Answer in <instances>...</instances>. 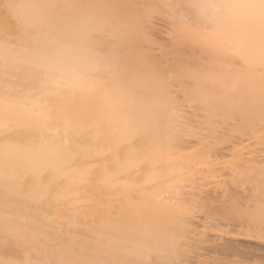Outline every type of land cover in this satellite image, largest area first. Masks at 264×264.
Instances as JSON below:
<instances>
[{"label":"bare ground","instance_id":"6f19581e","mask_svg":"<svg viewBox=\"0 0 264 264\" xmlns=\"http://www.w3.org/2000/svg\"><path fill=\"white\" fill-rule=\"evenodd\" d=\"M189 2L0 0V261L264 264V233L231 210L264 196V63L257 47L244 60L201 39L171 7ZM53 3L76 7H33ZM38 15H58L57 26L26 37ZM126 24L138 25L148 67L131 72L132 86L111 76L91 86L97 54L82 30L123 47ZM148 105L159 148L132 144L113 118Z\"/></svg>","mask_w":264,"mask_h":264},{"label":"snow or ice","instance_id":"6c2138e0","mask_svg":"<svg viewBox=\"0 0 264 264\" xmlns=\"http://www.w3.org/2000/svg\"><path fill=\"white\" fill-rule=\"evenodd\" d=\"M13 7V5H6ZM33 7L48 8L51 10L76 7L72 4H47L33 5ZM173 9L183 8L181 19L193 29L201 30L203 35L201 39L208 42L215 48L226 49L247 60L244 55L245 50L250 47H257L260 60L264 63V0H190L188 4H172ZM200 9L201 12L196 16H191L190 10ZM212 9V14L207 15L206 9ZM56 18L46 19L43 15L34 16L24 22V34L31 37L32 33L51 25L56 27L58 23ZM102 28L95 30H82L81 39L89 42L93 46L97 56L90 62L88 71L92 74L88 83L94 87H102L107 81L105 76H111L113 82L127 81L132 86L130 74L133 70L140 67H148L146 60L139 53V27L136 24H126L123 26L125 44L123 47L105 48L101 46L98 39ZM65 44H68L65 39ZM113 64L116 70H113ZM45 72H54L56 69L49 64L40 65ZM72 80L76 83L83 81L79 74L73 75ZM162 88H166L165 83H161ZM137 92H143L142 88L136 87ZM261 100L264 106V76L261 84ZM171 103L170 96L161 97L158 102ZM122 125L125 135L135 144L137 140L145 142L149 146L159 148L163 145V137L159 132V118L155 114L154 107L148 105L138 117L133 119L127 113L114 114ZM7 191V189H6ZM238 211L241 215L247 217L251 225L259 228L264 233V196L261 197L259 206L253 208L251 205L243 207L233 205L231 209ZM6 236H12L6 233ZM48 244L53 254L59 245V240L55 236L48 237ZM0 264H112L110 261L97 262L79 259H36L26 258L20 261H0ZM118 264H165V262L152 261H127L118 262ZM175 264V262H170Z\"/></svg>","mask_w":264,"mask_h":264}]
</instances>
